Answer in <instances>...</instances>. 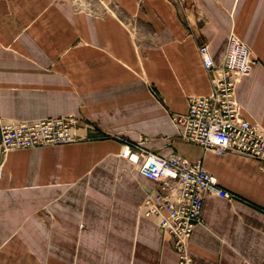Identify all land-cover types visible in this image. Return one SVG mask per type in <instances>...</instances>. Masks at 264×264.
Wrapping results in <instances>:
<instances>
[{
    "label": "crops",
    "instance_id": "0c3cea01",
    "mask_svg": "<svg viewBox=\"0 0 264 264\" xmlns=\"http://www.w3.org/2000/svg\"><path fill=\"white\" fill-rule=\"evenodd\" d=\"M0 0V120L75 113L79 142L13 149L0 174V264H178L143 205L159 183L120 156L119 136L201 159L232 199L208 195L189 252L197 264H264V161L179 135L174 114L212 82L237 36L255 58L236 84L264 129V0Z\"/></svg>",
    "mask_w": 264,
    "mask_h": 264
},
{
    "label": "built area",
    "instance_id": "2783aa9c",
    "mask_svg": "<svg viewBox=\"0 0 264 264\" xmlns=\"http://www.w3.org/2000/svg\"><path fill=\"white\" fill-rule=\"evenodd\" d=\"M208 71L212 92L192 96L189 109L174 114L179 135L217 154L234 152L264 161V129L242 113L236 99V84L250 73L255 58L251 48L237 36L229 41L223 61L216 65L209 44L199 45ZM80 117L74 114L33 120H0V156L13 149L57 145L83 139L77 131ZM122 140L120 156L130 160L143 175L159 183L154 196H148L143 209L158 219L164 234L174 239L179 264H197L189 252L195 226L203 220L208 195L232 199L234 192L224 188L201 159L179 154L163 156L148 149L143 141Z\"/></svg>",
    "mask_w": 264,
    "mask_h": 264
},
{
    "label": "rangeland",
    "instance_id": "374dc122",
    "mask_svg": "<svg viewBox=\"0 0 264 264\" xmlns=\"http://www.w3.org/2000/svg\"><path fill=\"white\" fill-rule=\"evenodd\" d=\"M103 3H104V0H74V5H75V9L76 10H80V11L84 10L85 12L90 13V14L99 13V8H100L101 13H103V9L102 8L106 9V7H101V5H103ZM70 114H74V115L78 116L75 113H70ZM66 115H68V114H66ZM78 117H80V116H78ZM119 137L126 138L125 136H119ZM89 138H91V136L85 135L83 139H80V140H77V141H74V142H79V141H82L84 139H89ZM120 140H121V138H120ZM70 143H73V142H70ZM65 144H68V143H65ZM2 164L3 163H0V174L2 173ZM152 217L154 218L159 230L162 232V234H164V232L160 228V224L158 222V219L156 217H154V216H152ZM176 252H177V250H176ZM178 260H179V256H178ZM178 264H179V262H178Z\"/></svg>",
    "mask_w": 264,
    "mask_h": 264
}]
</instances>
